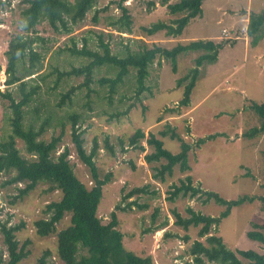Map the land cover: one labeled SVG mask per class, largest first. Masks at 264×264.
Segmentation results:
<instances>
[{
  "label": "rangeland",
  "instance_id": "rangeland-1",
  "mask_svg": "<svg viewBox=\"0 0 264 264\" xmlns=\"http://www.w3.org/2000/svg\"><path fill=\"white\" fill-rule=\"evenodd\" d=\"M121 2L133 22L131 33H120L112 26L122 16ZM152 2L154 6H150ZM28 7L25 0H0V140L11 132L6 94L12 92L20 98V93H15L18 84L7 85V53L12 43L24 42L26 51L18 54L16 76L23 78L26 91L37 89L25 107V125L38 129L49 120L42 139L50 141L62 135L57 155L69 149L75 174L90 188L91 172L72 141L70 117L77 115V129L85 131L86 151L90 153L97 142L99 175L102 179L111 175L103 188L98 216L107 224L116 212L127 250L151 257V264H222L219 258L204 253L205 249H218L219 241L244 264H248L244 252L264 254V244L250 236L264 234V133L255 134L261 119L252 109L254 103H264V39L253 45L247 32L250 14L263 11L264 0H205L202 14L193 18L180 36H170L165 30L154 35L145 31L155 23L172 24L183 16L171 14L160 0H97L70 33L54 30L46 20L28 29L23 14ZM99 36L113 54L121 56L126 47L132 51L154 45L172 49L201 39L224 47L215 63L200 68L190 104L182 106L188 82L179 86L178 80L195 68L201 51L180 55L176 72L170 60L158 57L149 69V90L139 98L131 69L111 97L107 85L100 83L115 76L108 66L95 69L89 88L83 87L84 76L65 75L89 62L87 57L69 52L74 42L81 49L86 38L88 49L102 52ZM32 49L40 54L35 69L30 66ZM72 89L71 102L60 106ZM137 130L146 137L135 147L127 146ZM152 137L174 154L186 151L188 168L178 164L168 173L162 171L166 159L148 161L156 151L149 143ZM17 146L28 157L23 142L18 140ZM8 178H0V220L9 226L25 225L16 232L20 247L26 245L29 252L20 264H38L46 250L53 253L52 262L63 264L57 257L56 235L41 237L34 225L47 217V205L59 201L61 192L40 183L16 200L25 184L3 186ZM142 188L148 193L129 196ZM69 225L70 215H66L57 230ZM2 241L0 233V249L6 259Z\"/></svg>",
  "mask_w": 264,
  "mask_h": 264
},
{
  "label": "trees",
  "instance_id": "trees-1",
  "mask_svg": "<svg viewBox=\"0 0 264 264\" xmlns=\"http://www.w3.org/2000/svg\"><path fill=\"white\" fill-rule=\"evenodd\" d=\"M171 0H160L161 4L166 6L173 15L183 14L182 17L175 19L172 24L158 22L150 28L145 29L148 35L165 30L170 36H180L193 18L202 14V5L205 0H179L176 3H170ZM29 7L24 11L28 20V29H32L40 20H46L56 31L70 33L73 28L84 21L88 12L94 8L97 0H25ZM155 2L150 3L154 6ZM122 10V16L112 26L117 28L120 33H131L132 19L128 9L119 4ZM97 20V17H94ZM248 35L252 38V44H258L264 39V10L260 13H251L247 29ZM99 47L102 52L88 49V39L83 40L81 49L77 48L76 43L70 48L69 52L73 56H83L89 59V62L80 67L73 68L65 73L66 76L85 77L83 87L89 88L92 82V76L96 68L108 66L115 70L113 78H104L100 80L102 85H107L108 93L114 95L117 87L122 84L125 78L130 74L131 69L135 71L137 90L136 96L139 98L143 92L149 90L146 81L150 75V66L158 57H164L170 60L173 71H177V59L180 55L188 52L201 51L202 54L195 61V68L183 79L178 80V85H185L182 106L190 104V97L196 86L200 75V68L205 63L213 64L218 60L220 50L224 47L222 43H215L211 40H196L188 44H179L172 49H167L154 45L152 48H144L132 51L126 47L125 53L121 56L113 54L110 45L104 43L101 36ZM26 45L24 42L12 43L7 53L9 79L7 85L18 84L15 93H20L19 100L14 93L9 92L6 96L9 98V117L10 134L6 139L0 140V178L6 175L9 178L2 183L3 186L25 184L23 189H19V195L16 200L23 198L29 192L34 190L40 183L50 185V191L58 190L62 197L57 202L47 205L45 215L47 217L37 220L34 225L36 231L41 237L56 235L57 237V257L63 264H151V257H140L129 251L124 246V235L118 229L119 220L116 212L111 213V221L104 224L98 216L99 205L103 198V188L110 182L111 175L101 178L95 163V157L98 151L97 142L93 150L88 153L84 146L83 135L85 131L77 129V115H71L72 119V141L76 147L77 155L80 160L89 168L92 176V187L85 185L75 174L72 164L69 160V149L65 148L57 155L62 135L54 136L50 141L42 139L49 120H45L38 129L33 125H25V107L30 104L33 97L37 94V89L26 91L27 84L23 78L16 76L18 54H24ZM40 60V54L35 51L30 52V66L35 69V63ZM18 91V92H17ZM72 89L66 94L60 106L67 100L71 102ZM253 111L260 117V129L255 130V134L264 133V103H254ZM146 137L142 130L128 138L129 147H135ZM18 140L24 144L28 157L22 155L17 146ZM154 145L155 153L148 156L147 160L166 159L167 163L162 171L171 173L174 166L181 164L183 168H188L187 153L174 154L164 149L163 143L154 137L149 140ZM125 146V142L121 141ZM108 145V143H107ZM108 149L113 153V149L108 145ZM144 150V147L141 146ZM148 193L146 188L134 189L129 196L134 194ZM66 215H70V225L58 231L59 225ZM200 221H196L199 223ZM195 223V224H196ZM24 223L18 226H9L8 223H2L0 220V233L3 237V245L7 252V258H4V252L0 249V264H20L29 256L26 251V245L20 247L16 237V232L24 227ZM251 238L261 241L264 244V234L255 237L253 233ZM261 236V237H260ZM218 249L209 251L205 249L204 253L211 259H217L222 264H244L238 257L229 251L224 244L219 241ZM53 253L50 250L44 251L38 264H55L51 261ZM243 256L248 260V264H264V254H258L254 251L244 252Z\"/></svg>",
  "mask_w": 264,
  "mask_h": 264
}]
</instances>
